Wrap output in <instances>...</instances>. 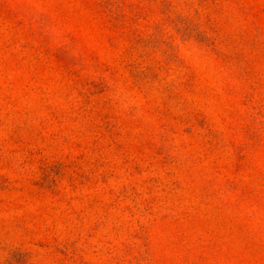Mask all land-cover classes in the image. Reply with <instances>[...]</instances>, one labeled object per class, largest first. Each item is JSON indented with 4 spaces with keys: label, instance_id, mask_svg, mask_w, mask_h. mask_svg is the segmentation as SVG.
Returning a JSON list of instances; mask_svg holds the SVG:
<instances>
[{
    "label": "rangeland",
    "instance_id": "obj_1",
    "mask_svg": "<svg viewBox=\"0 0 264 264\" xmlns=\"http://www.w3.org/2000/svg\"><path fill=\"white\" fill-rule=\"evenodd\" d=\"M0 264H264V0H0Z\"/></svg>",
    "mask_w": 264,
    "mask_h": 264
}]
</instances>
